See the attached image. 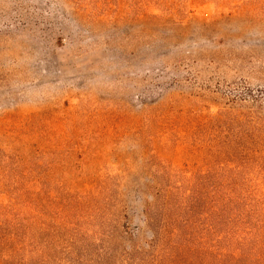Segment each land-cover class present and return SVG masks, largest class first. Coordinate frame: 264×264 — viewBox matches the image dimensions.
<instances>
[{
    "label": "rangeland",
    "instance_id": "obj_1",
    "mask_svg": "<svg viewBox=\"0 0 264 264\" xmlns=\"http://www.w3.org/2000/svg\"><path fill=\"white\" fill-rule=\"evenodd\" d=\"M190 176L201 219L264 206V0H0V236L31 190L52 225L0 264H126Z\"/></svg>",
    "mask_w": 264,
    "mask_h": 264
},
{
    "label": "trees",
    "instance_id": "obj_2",
    "mask_svg": "<svg viewBox=\"0 0 264 264\" xmlns=\"http://www.w3.org/2000/svg\"><path fill=\"white\" fill-rule=\"evenodd\" d=\"M198 177L187 178L189 185L185 193L180 195V201L183 202L180 205H175L177 194L173 192L179 189L175 188L168 192L160 205L155 202L147 209L146 225L152 234L149 250L133 247L126 254V264H133L137 260H148L152 262L150 264H264V206L249 209L234 204L226 223H223L222 208L212 217L209 214L206 219H201L202 215L197 216L195 208L200 199ZM193 178L197 180L194 185L190 183ZM102 190V186H96L83 193L79 196L80 203L86 201L100 205L106 202L109 198ZM40 193L41 190H31L24 194V211L9 221L8 232L0 236V243L3 242L1 252L15 255L28 248L32 253L38 251L39 237L45 229L52 228L43 219L48 209L40 202ZM232 196L234 200V191ZM15 210L12 205L0 209L11 215L15 214L12 213ZM71 229H74L73 225ZM72 232L68 239L71 244L68 254L73 259L77 256L73 245L79 240L84 241L86 235L74 230Z\"/></svg>",
    "mask_w": 264,
    "mask_h": 264
}]
</instances>
